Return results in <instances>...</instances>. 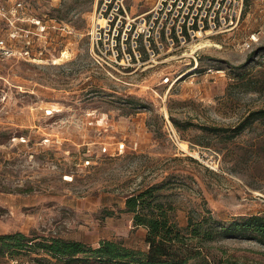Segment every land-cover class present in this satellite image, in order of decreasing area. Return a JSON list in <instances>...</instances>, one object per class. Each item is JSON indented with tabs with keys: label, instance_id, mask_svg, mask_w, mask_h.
<instances>
[{
	"label": "rangeland",
	"instance_id": "obj_1",
	"mask_svg": "<svg viewBox=\"0 0 264 264\" xmlns=\"http://www.w3.org/2000/svg\"><path fill=\"white\" fill-rule=\"evenodd\" d=\"M158 1L127 0L128 12L136 17ZM96 3L24 0L13 22L4 16L16 53L0 58V234L93 246L111 239L146 250L147 229L134 225L125 199L153 184L163 185L182 226L189 215L264 214V117L234 134L264 107V0H249L235 29L179 48L152 40L153 54L141 35L144 57L128 66L96 58ZM203 38L220 46L194 51ZM174 119L193 124L181 129ZM205 249L264 264V244L254 238L222 236ZM0 264L66 263L10 248Z\"/></svg>",
	"mask_w": 264,
	"mask_h": 264
},
{
	"label": "trees",
	"instance_id": "obj_2",
	"mask_svg": "<svg viewBox=\"0 0 264 264\" xmlns=\"http://www.w3.org/2000/svg\"><path fill=\"white\" fill-rule=\"evenodd\" d=\"M249 0H247L248 2ZM247 7H245L244 12ZM264 117V107L249 112L243 121L234 127V134L244 130L257 118ZM178 128L186 129L192 122ZM204 128L218 132L224 127ZM212 128V129H211ZM162 184L149 185L126 196L125 210L133 213L135 226L147 229L148 249H137L121 241L105 239L97 246L77 239L61 237L29 236L18 231L0 234V252L5 249L44 251L65 260L66 264H83L93 259L98 264H245L230 255H212L207 243L220 237H250L264 244V214L240 215L222 221L212 213L195 218L189 215L185 226L179 224L172 214V204L163 200ZM109 211L108 214H111Z\"/></svg>",
	"mask_w": 264,
	"mask_h": 264
},
{
	"label": "built area",
	"instance_id": "obj_3",
	"mask_svg": "<svg viewBox=\"0 0 264 264\" xmlns=\"http://www.w3.org/2000/svg\"><path fill=\"white\" fill-rule=\"evenodd\" d=\"M5 2L0 0V58L16 53L2 29L4 16L11 13L9 20L13 22L12 18L24 7V0H15L10 7ZM246 3L247 0H159L149 12L131 17L127 0H97L91 31L93 51L98 60L110 65H132L144 57L139 42L141 35L153 54L154 46H164L162 38L179 48L191 39L235 29ZM245 44L250 47L252 42ZM26 54L31 56L28 50ZM170 80L167 76L164 82Z\"/></svg>",
	"mask_w": 264,
	"mask_h": 264
},
{
	"label": "bare ground",
	"instance_id": "obj_4",
	"mask_svg": "<svg viewBox=\"0 0 264 264\" xmlns=\"http://www.w3.org/2000/svg\"><path fill=\"white\" fill-rule=\"evenodd\" d=\"M192 44H193V43H192ZM207 45H209V46H210V45L220 46L219 43H217V42H212L210 38H206V39L203 38V40H201V41L195 43V44L193 45L194 48H192V49H194V51H195L196 48H202V47H205V46H207ZM65 49H66V48H65ZM67 53H69L68 50H63V55L66 56ZM192 69H195V66L192 67L190 70H192Z\"/></svg>",
	"mask_w": 264,
	"mask_h": 264
}]
</instances>
